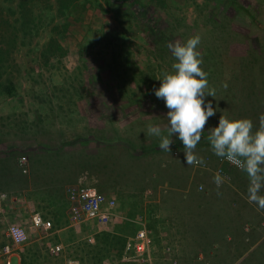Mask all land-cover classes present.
Returning a JSON list of instances; mask_svg holds the SVG:
<instances>
[{"label":"rangeland","instance_id":"rangeland-1","mask_svg":"<svg viewBox=\"0 0 264 264\" xmlns=\"http://www.w3.org/2000/svg\"><path fill=\"white\" fill-rule=\"evenodd\" d=\"M12 1H0L2 16L17 13ZM30 1L33 29L18 33L0 68L13 86L9 95L0 86V192L16 196L21 184L33 188L40 181L46 190L34 203L48 209L51 228L47 236L32 227L33 212L25 206L33 202L26 197L19 203L24 207L19 221L3 219L0 233L10 223L24 229L23 254L27 249L35 254L29 264H147L115 248L112 233L125 220L66 222L62 192L74 185L64 174L33 180L39 166L27 164V153L39 150L48 159L47 149L58 148L63 150L58 160L75 159L77 184L113 196L120 214L136 215L134 229L122 226V231L134 234L142 228L135 222L143 224L152 239L150 264L168 259L200 264L198 253L207 264H264V210L248 203L246 174L230 169L228 183L218 190L215 155L206 138L195 149L209 158L201 169L186 164L183 146L161 151L159 137L147 131L151 124L167 134L168 109L153 89L174 62L168 43L196 35L201 67L215 89L206 103L217 112L206 129L218 126L220 115L250 118L258 127L264 114V0H63L66 9L58 0ZM7 48L4 44L3 55ZM3 80L1 75L0 84ZM108 121L110 129L100 130ZM8 147L17 153L6 159ZM22 155L24 174L17 164L12 168ZM66 225L71 242L50 255L46 244Z\"/></svg>","mask_w":264,"mask_h":264},{"label":"clouds","instance_id":"clouds-1","mask_svg":"<svg viewBox=\"0 0 264 264\" xmlns=\"http://www.w3.org/2000/svg\"><path fill=\"white\" fill-rule=\"evenodd\" d=\"M200 42V36L196 35L186 42L168 43L174 62L171 71L157 78L160 85L153 89L168 109L165 117L167 134H163L160 126L151 124L148 134L159 137V149L169 153L173 137L178 138L189 166L204 165V159L195 149L206 138L215 156L246 174L249 181L247 201L264 210V194H261L264 189V114L259 116L258 127L250 118L230 119L220 115L218 126L206 129L209 118L214 117L217 110L211 101L206 103L207 97H215V89L209 88L208 74L201 67L203 60L197 50ZM213 181L219 190L225 177L217 171ZM220 194L217 191V195Z\"/></svg>","mask_w":264,"mask_h":264},{"label":"built area","instance_id":"built-area-1","mask_svg":"<svg viewBox=\"0 0 264 264\" xmlns=\"http://www.w3.org/2000/svg\"><path fill=\"white\" fill-rule=\"evenodd\" d=\"M205 163L202 166H194L197 168L204 169L208 163L207 158H203ZM217 166L213 169V173L217 171L225 177V182L228 181V171L230 169L238 170L233 165L226 161H222L220 158H216ZM26 159L25 156H20L17 161L19 166V173L24 174ZM13 184L20 185L23 183L22 178L14 180L11 178ZM200 189V186L198 187ZM66 200L68 202L67 219L69 225H76L81 222H93L95 224H109L115 217H117L115 208V199L112 196L105 195L92 186L77 184L74 186L67 187L65 189ZM18 197L8 196L4 192H0V202L6 201L13 203ZM31 225L33 228L47 232L51 228L49 220L42 218L38 213H34L31 216ZM263 224V223H262ZM248 226L244 227L247 230ZM113 241L118 252L125 255H131L136 258L140 263H151V251H152V239L145 228H140L134 232L131 236H125L119 233H113ZM58 242L49 244L46 246V250L50 255H56L62 250V236H58ZM26 240V234L24 229L14 223H10L6 226L4 231V241L0 245V264H10V256L21 247ZM88 242H92L93 238L87 239ZM168 247L164 249L168 251ZM197 261L200 264H207L204 262L203 255L198 253L196 255ZM162 260L161 264H166ZM189 264L188 261L184 262ZM65 264H77L74 260H68ZM167 264H176L174 259H168Z\"/></svg>","mask_w":264,"mask_h":264},{"label":"crops","instance_id":"crops-1","mask_svg":"<svg viewBox=\"0 0 264 264\" xmlns=\"http://www.w3.org/2000/svg\"><path fill=\"white\" fill-rule=\"evenodd\" d=\"M96 129L99 130L97 127H96ZM103 129H105L107 131L110 129L109 121L107 122V124H105L104 126H102L100 128V130H103ZM176 142H178V141H176ZM177 147H179V146H177ZM8 149H11V151L6 153V154H4V158H6V159H8L9 157H13L12 155L17 153V151H12L14 149L11 148V147H8ZM46 152H48V154H47L48 159L42 157L43 153L41 151H39V150H33V151L27 153V164L29 163V165L30 164H35V165L39 166V170L38 171L34 170V174L37 177L36 176L34 177V175L32 174L33 180L35 181L36 178H41L43 176V174L47 175V176L48 175L53 176L55 173L59 174L58 172H61V174H64L66 177H68L69 181L72 180L71 182H69L70 184H72V185L77 184V182L80 180L81 176H80V173H79V169L77 168L75 159L65 156V158L63 157L61 159V161L58 160V158H60L59 156L63 152L62 149L60 150L58 148L57 149H55V148L54 149L53 148L47 149ZM56 155L58 157H55ZM201 157L202 158H204V157L207 158L208 162H209V158L206 155L201 156ZM216 158H217V156L214 157L213 161H214L215 165L217 166ZM0 159H2V158L0 157ZM16 159H17V157H16ZM17 161H18V159L15 161V163L12 164V168L17 164ZM47 165H49V166L47 167ZM53 165H55L56 167L53 166ZM28 170H29V168H28ZM3 175H4V173L2 174V170H0V181L3 179ZM5 176H7V175H5ZM152 177L158 178L157 175H155V174H152ZM228 181H229V179H228ZM228 181L224 182V183H228ZM69 183H66L64 185H69ZM21 185H22L21 186L22 189L19 192V194L16 195V197H18V199L16 201H14L13 203H9V202H6V201H1L0 202V221H3V219H5V218H10V220L18 222L19 221L18 211L24 208L19 203H23L22 201L26 197L28 198L27 203L29 201L33 202V203L31 202L32 204H30L29 206H28L29 203L25 206V207L28 208V211H32L33 214L34 213H38L40 215L42 214L41 215L42 218L46 219L45 216L50 213V212H48V209L47 208L46 209H44V208L36 209V206H35L36 203H34L37 200H41L39 198L40 191L46 190L45 187L43 186V184L40 183V181L36 180L33 188H26V184H21ZM64 185H61L60 187H62ZM62 196H63V198L65 200V203H66V208H65V211L63 212V215H64V217L66 219V222H67L68 202L66 200L65 190H63V192H62ZM109 196H111V195H109ZM30 198H31V200H30ZM8 207H9V209H8ZM114 211H115L117 217H115V219L113 221H116V219L125 220V221L121 222L120 223L121 227L119 228V230H115L113 233H119V234H122V235H125V236L133 235L132 234L133 231L132 232H128L127 231L128 229L125 230V231H122L123 230L122 226L129 227V229L133 228L132 226H136V225L133 224V221H134L136 215L120 214V211L117 210V206H115ZM120 215H122V216H120ZM135 223H137L138 226H140V227H144L143 224L141 222H139V221L135 222ZM120 224H113V225L115 226V228H118L120 226ZM68 227L69 226L66 225L61 230H59L61 232V234H59L58 236H60V237L62 236V239H63L62 240V244L64 243V241L67 242L68 240H70V242H71L70 231H69L70 227L69 228ZM4 231L5 230H3L2 233H0V245L4 241ZM29 233H30V231H29ZM31 233H35V230L32 229ZM45 234H47V236H48L49 233L45 232ZM58 236H56L55 242L47 243L46 246L49 245V244L51 245V244L57 243L58 242V238H59ZM112 239H113V235H112ZM22 248H23V245L21 247H19V249L17 251H15L10 256V258L12 256H16V264H29L32 261V259L34 258L35 254H34L33 251H29L28 249H27V252H25V254H23L24 251H23ZM10 258H9V262H10Z\"/></svg>","mask_w":264,"mask_h":264},{"label":"trees","instance_id":"trees-1","mask_svg":"<svg viewBox=\"0 0 264 264\" xmlns=\"http://www.w3.org/2000/svg\"><path fill=\"white\" fill-rule=\"evenodd\" d=\"M0 1L3 2V0ZM12 2H14V0ZM58 2L62 8H67L68 3H64L63 0H58ZM31 3L32 1L30 0H16L17 13L11 12L12 14H10L9 16L12 18H10L8 15L2 16L1 13L3 10L0 7V68L2 67V64L7 62L8 60V51L12 50L14 48V45L17 43L16 41L18 33L21 32L22 36H24L25 33H27L28 31H32L33 29L30 9ZM15 14L18 15L17 18L15 17ZM4 34H6L8 37L4 38ZM4 44H6L8 48L6 50V53L3 55L2 48L4 47ZM1 75H4V84H0V86L2 87V93L9 95L13 91V86L9 78V74H3V72H1L0 76ZM177 146H182V142L178 141L171 145V147Z\"/></svg>","mask_w":264,"mask_h":264}]
</instances>
